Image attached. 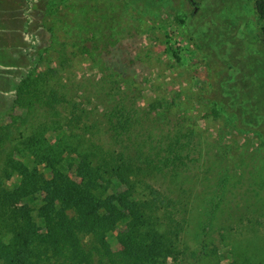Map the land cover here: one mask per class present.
I'll use <instances>...</instances> for the list:
<instances>
[{
	"label": "rangeland",
	"instance_id": "1",
	"mask_svg": "<svg viewBox=\"0 0 264 264\" xmlns=\"http://www.w3.org/2000/svg\"><path fill=\"white\" fill-rule=\"evenodd\" d=\"M196 2L197 9L189 0H23L12 10L20 36L12 29L3 34L0 136L13 123V141L0 159V185L22 191L20 172L38 168L51 187L60 183L52 171L75 186L79 180L68 170L84 155L87 162L98 149L124 151L112 128L125 119L123 111L137 122L136 142L129 140L125 150L135 157L144 141V149L155 145L164 154L170 135L191 129L202 142L190 154L182 151L180 179L150 175L145 181L178 202L173 214L186 220L181 239L192 247L195 221L205 210L199 206L220 194V223L209 245L217 255L207 264H264V36L253 0ZM30 65L34 71L26 72ZM209 77L212 92L202 94L201 81ZM54 92L63 100L33 109L16 104L18 97ZM219 152L228 154L223 161ZM215 173L222 175L223 194ZM138 197L136 203L150 197L149 190L140 186ZM38 199L31 204L35 215ZM129 225L126 218L109 229L127 237ZM3 234L8 242L13 232ZM109 241L121 250L114 236Z\"/></svg>",
	"mask_w": 264,
	"mask_h": 264
},
{
	"label": "trees",
	"instance_id": "2",
	"mask_svg": "<svg viewBox=\"0 0 264 264\" xmlns=\"http://www.w3.org/2000/svg\"><path fill=\"white\" fill-rule=\"evenodd\" d=\"M22 1L0 0V51L8 47L7 43H3L6 30L12 29L13 33L20 36L18 24L14 19L10 20L9 14L12 10L21 8ZM189 1L194 9L198 8L199 3L196 0ZM253 1L259 21V32L264 36V0ZM172 56L178 61L182 60L175 53ZM34 66L30 65L26 72H33ZM124 81H128L127 75H124ZM212 82L210 77L201 81L199 89L202 94L212 92ZM61 100L63 98L54 92L47 98L39 95L18 97L16 104L33 109ZM213 101L210 102L214 103ZM192 109L193 103L184 110ZM123 116L125 119H118L112 128L116 132V138L122 137L124 151L115 154L98 149L89 155L87 162L88 156L84 155V159L80 161L85 163L84 166L78 162L75 169L68 170L70 176L74 174L79 180L75 186L67 184L70 179H66L61 171H52L53 175L60 179V183L51 187L48 185L46 174L38 168L20 172L24 182L22 191L18 189L12 192L6 185H0V233L13 232L8 242L4 241V234L0 236V264H207V257L217 255L214 248L209 250V245L215 223H220L217 213L223 201L220 194L215 193L213 199L209 200V206L208 203L204 204L205 202L204 205L201 203L203 206H199L201 211L202 208L205 210L203 217L195 221L194 230L198 231L192 235V238H196V244L192 247V242L181 239L186 220H179L173 214L178 202L152 183L145 181V177L150 175L179 180L181 174L177 161L181 159L182 151L188 149L190 154L193 147L196 148L197 143L200 146L202 141L199 138L194 141V130L191 132L190 129L187 133L177 130L176 133L181 135H170L171 139L164 154L163 149L155 145H152L154 151L144 149V141L137 158L125 151L132 143L129 142L128 147L129 140L136 142L133 139L135 136L132 137V127L137 122L129 111L125 115L123 111ZM12 125L13 123L9 124L6 132L0 136V159L6 151L8 140L13 141L9 138ZM160 141L162 142V139ZM147 144H150L149 141ZM216 145L217 148H225L220 140L216 141ZM219 153L220 161L228 155L226 152ZM139 157L142 158V164L136 163L141 160ZM221 176L215 173L214 178H218L220 182ZM27 179L32 181L30 186H27ZM140 186L149 190L150 197L136 203ZM223 188L220 182L218 189L222 194ZM40 191H45V195ZM39 197L41 206L35 215L31 204L38 203ZM121 203L127 207V212L118 206ZM258 206L261 205L257 203ZM191 208L196 207L192 205ZM261 210L264 211V208ZM243 216L244 213H241L239 219ZM126 218H130L126 234L127 237L135 238L134 242L124 235L110 232L111 224H119ZM139 230H144V234L138 233ZM110 236L117 239L121 245L120 251L112 248ZM169 258L172 260L170 263Z\"/></svg>",
	"mask_w": 264,
	"mask_h": 264
}]
</instances>
